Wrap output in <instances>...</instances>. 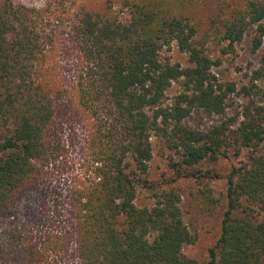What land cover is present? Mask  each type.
Returning <instances> with one entry per match:
<instances>
[{"label": "trees", "instance_id": "16d2710c", "mask_svg": "<svg viewBox=\"0 0 264 264\" xmlns=\"http://www.w3.org/2000/svg\"><path fill=\"white\" fill-rule=\"evenodd\" d=\"M192 3L206 0H98L79 7L69 24L73 98L95 125L94 181L70 197L79 264H199L183 253L196 236L184 221L180 189L148 186L150 203L136 204L153 137L174 153L171 166L195 173L208 214L222 205L206 181L217 175L205 165L244 148L251 153L227 178L221 234L206 264H264V56L238 89L217 78L219 60L208 47L211 39L226 53L247 38L253 52L260 49L264 0H223L213 33L180 13ZM38 19L39 11L0 0V209L61 153L55 115L65 93L42 73L47 41ZM173 44L187 66L160 58ZM173 84L178 91L167 99ZM231 94L246 100L239 113L206 129L186 123L194 111L223 116ZM31 257L42 264L41 250Z\"/></svg>", "mask_w": 264, "mask_h": 264}, {"label": "rangeland", "instance_id": "374dc122", "mask_svg": "<svg viewBox=\"0 0 264 264\" xmlns=\"http://www.w3.org/2000/svg\"><path fill=\"white\" fill-rule=\"evenodd\" d=\"M98 0H13L16 5L39 11L38 30L46 45L40 61L44 77L50 84L62 89L65 97L58 104L55 126L60 139L61 153L44 169L39 180L24 190L15 203L0 209V264H33L31 253L41 250L42 264H79L75 247V224L72 217L70 197L81 187L94 181V160L89 150L94 121L81 109L74 97L73 69L76 52L68 39L69 24L74 13L82 5ZM223 0H206L205 4L192 3L180 13L191 17L201 33L212 32L211 21L220 15ZM236 5L242 0H227ZM213 37V36H212ZM209 39V54L219 60L213 72L222 82H234L238 89L247 84L253 69L259 67L264 56V38L260 49L251 50L248 39L236 45L233 51L221 52V47ZM160 58H169L172 63L187 66L186 56L173 44L170 50L163 48ZM264 87V81L258 80ZM178 91L173 84L167 91L170 99ZM244 100L235 94L229 95L228 107L223 116H208L203 111H194L186 123L198 129L217 124L222 118L239 113ZM153 156L147 175L141 177L137 205L150 203L148 186H175L181 191L180 208L190 232L196 236L194 244L183 247V253L199 264H206L209 251L221 234L222 213L226 207L227 178L233 167L248 164L251 153L242 149L238 157L228 153L216 164L205 166L217 175L206 179L221 199L220 208L208 214L204 198L197 190L195 173L191 170H176L170 163L176 160L158 138H151Z\"/></svg>", "mask_w": 264, "mask_h": 264}]
</instances>
